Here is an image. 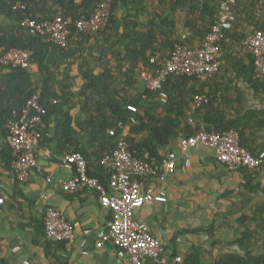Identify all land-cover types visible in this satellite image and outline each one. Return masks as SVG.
I'll use <instances>...</instances> for the list:
<instances>
[{
	"label": "trees",
	"instance_id": "16d2710c",
	"mask_svg": "<svg viewBox=\"0 0 264 264\" xmlns=\"http://www.w3.org/2000/svg\"><path fill=\"white\" fill-rule=\"evenodd\" d=\"M105 1L111 4L107 25L94 35L77 32L76 22L91 17L97 5ZM145 1L0 0V17L8 20V23L0 21V53L12 47L31 50L32 58L38 61L42 71V79L35 86L27 68L7 67L9 85L0 94V128L4 127L6 136L8 118L13 116L14 111L21 110L41 88L40 101L46 112L39 125L40 146L55 140L62 141L66 149L73 145L72 151L84 154L88 174L97 176L106 186L109 185L110 174L101 160L105 151L117 147L118 134L122 132L119 124L122 122L129 126L127 138L134 155L151 163H160L165 155L163 152L173 140L192 134L188 112L197 94H205L208 98L197 111V115L203 117L206 128L224 131L234 127L242 139L246 135L245 122L249 115L242 120H228L221 112L211 114L215 98L205 91V84L199 81L200 76L171 75L164 84L168 93L166 103L161 101L158 90H150L145 84L142 85L141 77L144 70L154 73L160 68L162 60L170 57L178 43L190 46L196 42L202 43L212 31L221 5L226 0H159L163 8L159 11L154 9L148 15V20L142 22L140 16L149 12ZM179 8H186L185 37L179 31L175 14ZM59 12H62L72 30L66 47L23 25L25 16L43 21L54 18ZM257 30H264V0H235L231 7L229 41L219 43L218 72L222 69L232 72L237 68L223 65L222 56L228 58L226 62L234 59L237 64L238 54L245 53L250 56V63L236 71L247 75L257 92L264 93V77L256 78L253 56L244 44L246 36ZM223 51L225 55H222ZM54 55L75 59L79 76L83 79L78 91L66 93L69 88L67 83L61 84L62 92L53 90L55 76L51 67L57 65L56 60H52ZM55 99L56 103L53 102ZM128 104L138 105L139 110L132 112ZM66 106L78 107L80 113L76 117L67 113L63 118H57L56 138L52 140L48 138L50 125L53 124L52 116ZM132 115L133 121L130 120ZM261 125H264V121ZM77 129L90 134L89 148L79 146L73 140L72 131L77 132ZM111 129L116 131L115 135L110 133ZM241 143L245 145L243 141ZM10 148L6 153L13 160ZM93 161H97L98 166ZM204 232L213 236L210 227ZM177 264H205L203 246L194 243ZM214 264H264V253L241 255L228 251L215 258Z\"/></svg>",
	"mask_w": 264,
	"mask_h": 264
},
{
	"label": "crops",
	"instance_id": "0c3cea01",
	"mask_svg": "<svg viewBox=\"0 0 264 264\" xmlns=\"http://www.w3.org/2000/svg\"><path fill=\"white\" fill-rule=\"evenodd\" d=\"M145 4L149 12L140 16L142 22L148 20L154 9L159 11L163 8L159 0H146ZM175 14L179 31L185 37L186 8H179ZM0 21L8 23L5 17H0ZM199 44L196 42L194 46ZM238 55L237 64L234 59L226 62L228 58L223 56L221 63L242 70L250 63V56L245 53ZM52 60L57 62L51 67L55 76L53 90L62 92L61 84L67 83L66 93L78 91L83 79L79 76L75 59L54 55ZM26 68L38 86L42 79L38 61L33 59ZM236 70L226 72L222 69L212 78L200 77L199 81L205 84V91L214 95L211 114L221 112L228 120H242L249 115L245 122L246 135L241 141L257 155L264 147V125H261L264 121V93L257 92L248 76L238 74ZM8 71L7 67H0V94L8 88ZM197 111L193 114L195 120L204 123ZM67 113L76 117L80 112L78 107L66 106L53 115L48 138H56V119ZM125 132L128 135V125ZM72 134L76 144L90 147V134L79 129ZM181 138L173 140L163 152L164 157L171 151L177 153L175 171L166 174L164 180L160 179L162 171L143 178L145 188H152L155 194L167 197V201L147 202L134 212V218L146 223L163 243L162 262L146 259L144 264H177L175 257L185 255L194 243L203 246L205 264H214L215 258L228 251L241 255L248 252L263 254L264 165L255 170L231 169L218 160L212 146L204 144H196L190 149L191 162L187 164L180 150ZM8 148L6 130L1 127L0 239L3 246L0 263L131 264L127 257L119 256L115 245H96L111 220L110 209L100 203L98 193L89 189L67 192L62 187V180L75 174L73 165L62 162V157L73 150V145L66 149L58 140L42 144L37 156L43 173H33L27 182L18 179L12 168V158L6 153ZM93 162L98 166L97 161ZM50 175L53 178L51 182L47 180ZM48 206L63 210L73 221L77 234L75 239L52 242L46 238L44 217ZM209 227L213 236L204 232ZM87 228L91 229L89 234L84 232Z\"/></svg>",
	"mask_w": 264,
	"mask_h": 264
},
{
	"label": "built area",
	"instance_id": "2783aa9c",
	"mask_svg": "<svg viewBox=\"0 0 264 264\" xmlns=\"http://www.w3.org/2000/svg\"><path fill=\"white\" fill-rule=\"evenodd\" d=\"M234 2L235 0L223 2L212 31L201 44L190 46L178 43L170 57L162 60V66L154 73L147 70L141 73L145 86L150 90H158L162 102L168 101L164 84L171 75L211 77L219 71L220 62L217 59L219 43L223 40L229 41L228 30L231 28V7ZM110 12L109 2L99 3L91 17L76 22V31L97 34L107 25ZM23 25L41 36H48L61 47L67 46L68 37L72 32L62 12L52 19L43 21L25 16ZM244 44L253 56L256 78H263L264 30L249 33ZM32 54L31 50L12 47L0 53V67L26 68L33 60ZM41 94L42 90L38 88L22 109L14 111L13 116L6 122L8 131L6 141L13 153L12 168L22 182H27L35 172L43 173L37 156L40 146L39 125L46 112L40 101ZM207 101L205 94H197L192 100L188 115L193 132L180 140V150L186 158V163L191 162L190 149L196 144H204L212 146L218 160L231 169L262 167L264 147L259 154L255 155L241 143L237 129L209 130L204 123L195 120L194 112ZM53 102L56 103L57 100ZM128 109L137 112L139 107L136 104H128ZM130 120H134V115ZM119 126L122 132L118 134L117 147L114 150L105 151L101 160L110 174L109 185L106 186L97 176L88 174L87 161L83 153L71 151L62 157V162L73 165L75 174L62 180V187L67 192L95 190L100 203L110 209L111 220L108 222L107 231L96 243L98 247H104L108 243L115 245L119 256L127 257L131 264H144L146 259L162 262L164 249L161 239L151 232L146 223L136 220L134 212L136 208L147 202L167 201V197L163 194H155L152 188H145L143 178L145 175L158 174L162 171L160 179L164 180L166 174L175 171L177 153L175 151L167 153L160 163L145 161L134 155L130 149L125 132L127 124L121 122ZM110 133L115 135L116 131L111 129ZM52 179L51 175L47 176L49 182ZM44 223L45 236L49 241L60 242L77 237L73 221L63 210L55 206L47 207ZM84 232L89 234L91 229L87 228ZM2 246L3 241L0 239V249ZM175 260L181 262L182 257L178 255Z\"/></svg>",
	"mask_w": 264,
	"mask_h": 264
}]
</instances>
